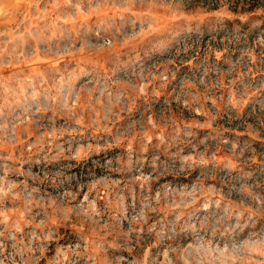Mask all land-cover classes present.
Here are the masks:
<instances>
[{
	"label": "clouds",
	"instance_id": "clouds-1",
	"mask_svg": "<svg viewBox=\"0 0 264 264\" xmlns=\"http://www.w3.org/2000/svg\"><path fill=\"white\" fill-rule=\"evenodd\" d=\"M20 2L0 0V16ZM23 2L36 15L0 31V264H39L53 245L55 264H264V165L245 171L247 142L222 135L211 144L230 155L218 158L199 131L221 113L229 123L245 116L264 123V100L249 103L256 93L238 71L254 60V45L264 62V20L249 11L252 0H200L197 14L175 12L193 0H140L181 23L157 38L163 46L117 60L104 76L41 70L36 60L90 50V33L58 25L75 24L91 0ZM136 2L120 7L130 12ZM117 15L119 26L115 18L110 26L125 38L162 19L151 11L133 13L135 20ZM57 33L69 44L53 52ZM173 56L178 70H150ZM157 81L169 95L158 96ZM225 87L227 99L216 95ZM173 102L205 122L178 120ZM69 223L79 226L78 242L64 247L58 229Z\"/></svg>",
	"mask_w": 264,
	"mask_h": 264
},
{
	"label": "rangeland",
	"instance_id": "rangeland-1",
	"mask_svg": "<svg viewBox=\"0 0 264 264\" xmlns=\"http://www.w3.org/2000/svg\"><path fill=\"white\" fill-rule=\"evenodd\" d=\"M165 2H171V0H165ZM122 0H91V7L89 8L86 5L84 16L76 20L75 24L68 25L63 24V21L60 22L58 27L63 29H78L80 34H83L85 31L90 33L94 39L91 40L90 50L83 52H74L73 54L60 57L59 59L53 60L50 56H38L36 58L41 70H46L51 66L54 69L60 71H75L77 73L93 71L100 76H104L110 73L113 64L122 58H133L139 55H144L148 50L157 47L163 46L165 41L158 40V37L168 35L173 30L178 29L180 20L176 18V15L172 10L165 8L157 7L149 9L146 4L140 3V0L134 4L130 12H125L121 9L120 5ZM205 5H207L208 0H204ZM40 10L43 11L45 5L41 3L39 5ZM212 8L215 9L216 5H212ZM94 10V14L89 15V12ZM60 10H54L51 15L52 18L55 17L56 12ZM64 11L71 12V9H64ZM151 11L154 17L162 18L156 23L152 31L141 32L136 37L128 38L122 33H117L114 28L110 25L112 23V18H115V23L117 26L120 24V17L117 13H120L125 20L131 18L136 19L133 16V13H147ZM202 11L200 0H193L189 5H184L182 8L175 9L176 13H191L197 14ZM254 15L259 16L261 20H264V9L255 7L253 10ZM36 15V8L29 7L28 3L21 0L20 3L14 4L9 7L5 14L0 16V31H6L9 29H14L16 24L19 23L21 19L27 17H33ZM143 19V17L141 18ZM141 21L137 20L139 24ZM27 23V20H26ZM99 31L100 36L95 37V33ZM71 37H76L75 47H80V39L76 31L70 32ZM255 36V33H253ZM115 39V44H112V40ZM121 41L124 43L121 44ZM59 44L61 48H65L69 44V39L62 37L57 33V39L52 41V51L55 52V45ZM107 46V47H105ZM44 45H41V48H44ZM201 48H204L201 45ZM255 48V58L254 60H249L247 66H240L238 71L247 73L245 76V81L251 85L249 92H255L256 95L252 96L250 104L257 102L258 100H264V62L260 58V46L254 45ZM237 55L239 54L236 49L232 50ZM200 56H203V51L200 53ZM200 56L197 57V61ZM247 59V58H246ZM175 61V62H174ZM167 66L170 69L178 70L182 67L178 62V57L173 56L169 59H160L155 65L150 69L151 71H156L159 69V72L164 71V67ZM25 67V66H21ZM235 75V73L233 74ZM171 79V78H170ZM215 77H213V80ZM224 84H228V79L224 80ZM151 86L149 91L151 92ZM157 93L158 96L163 98L172 91L171 87L160 88L159 81H157ZM196 91V89H193ZM199 91L203 92V86L199 87ZM227 88H223L220 91L216 92L217 96L223 95L227 99ZM141 101H137V104H140ZM206 108H211V104L208 103L205 105ZM243 113L248 112V108L242 110ZM176 116L178 120H186L191 122L193 119L199 123L205 122V117H193L192 114L183 110L182 108H177L175 102L172 105V113ZM127 115V114H122ZM222 118L217 119L212 129H203L199 130L200 135L203 136L207 134L209 136L210 144L205 148L209 153L215 152L218 155V158L223 159L225 155H230L227 152L226 147L222 143L211 144L213 138L219 139L222 135L226 137L229 141L234 139H239L242 143L245 144V157L243 159L248 160V164L243 165L245 171L256 169L258 166L264 165V123H261L254 117L245 116L243 120L233 119L231 123L228 121V117L224 116L221 113ZM123 124V121H121ZM249 125L251 127H249ZM216 129L217 131H213ZM219 133V134H218ZM34 138V137H33ZM199 139V137L197 138ZM214 183V182H210ZM78 225L74 223H69L59 227V241L58 244L64 247L74 246L78 242ZM124 227H127L125 222ZM87 235V230L85 232ZM109 240L112 239V236L107 237ZM57 255V245H53L48 249L45 256L40 260L39 264H55V257ZM127 256V253H125ZM81 264L83 262L81 261Z\"/></svg>",
	"mask_w": 264,
	"mask_h": 264
},
{
	"label": "trees",
	"instance_id": "trees-1",
	"mask_svg": "<svg viewBox=\"0 0 264 264\" xmlns=\"http://www.w3.org/2000/svg\"><path fill=\"white\" fill-rule=\"evenodd\" d=\"M259 0H252V3L249 6V11L253 10L255 7H257Z\"/></svg>",
	"mask_w": 264,
	"mask_h": 264
}]
</instances>
